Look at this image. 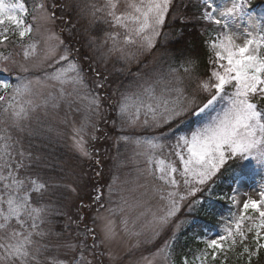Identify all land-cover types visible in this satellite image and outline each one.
<instances>
[{
  "label": "snow or ice",
  "instance_id": "1",
  "mask_svg": "<svg viewBox=\"0 0 264 264\" xmlns=\"http://www.w3.org/2000/svg\"><path fill=\"white\" fill-rule=\"evenodd\" d=\"M202 2L203 18L220 28L206 42L209 67L203 75L194 74L190 59L181 64L183 72L171 65L167 71L149 70L150 58L169 39L164 31L169 21L181 19L179 0H105L103 6L94 0H38L30 13L24 0H0V74H6L0 76V264H104L105 254L114 264V245L133 239L140 252L135 264H177L175 239L188 223L187 214L203 208L202 197L213 196L219 176L234 165L259 174L260 188L253 194L236 187L229 196H217L236 211L222 218L217 235L204 236L194 259L179 264H227L237 247L246 264L259 257L264 250V13L251 11L250 0H232L223 8L213 0ZM70 12L87 18L90 26L98 19L114 23L123 33L108 34L102 42L91 39L89 51L96 55L87 56L63 37L64 32L72 37L77 27L69 18L60 33L47 29L42 54L35 42L25 48V37L33 31L25 15L55 26ZM237 18H246L254 30L242 43L229 28ZM17 43L22 53L8 50ZM83 56L94 61L87 66L91 75ZM112 61L121 65L120 76L127 73L135 80L124 85L113 78L107 71ZM62 108L67 111L60 117ZM41 111L64 124L70 113L79 114L72 148L81 160H93L96 145L111 138L118 168L143 162L132 181L111 178L107 203L102 192L92 197L94 215L84 214L81 206L71 239L46 227L51 217L64 213L43 203L55 185L31 173L51 164L23 144L25 135L38 134L32 120ZM108 123L111 131L103 126ZM46 131L57 130L49 126ZM121 146L131 152L127 161L119 159ZM129 183L134 186L126 188ZM113 195L119 197L116 207L110 206ZM136 210L130 227L125 213ZM118 215L122 227L114 219Z\"/></svg>",
  "mask_w": 264,
  "mask_h": 264
},
{
  "label": "rangeland",
  "instance_id": "2",
  "mask_svg": "<svg viewBox=\"0 0 264 264\" xmlns=\"http://www.w3.org/2000/svg\"><path fill=\"white\" fill-rule=\"evenodd\" d=\"M180 1L181 0H179V3H180ZM24 2L26 4V6L28 7L29 13H30L33 4L37 3L38 0H24ZM82 2H86V0H82ZM94 2L100 6H103L105 0H94ZM190 2L194 3V0H190ZM200 2L203 5L202 0H200ZM120 3L122 4L123 0H120ZM213 3H214V5H216L219 8H223L225 5L230 7L232 0H213ZM205 10H206L205 6L203 5V11L201 12L202 15H203V12ZM208 11H211V10L208 9ZM251 11H253L257 16H259L261 13H264V3L255 6V8L251 9ZM98 15H100V14H98ZM213 15H218V13H213ZM23 19L25 21V24L30 25L33 29V31L29 34V36L25 37V48H27L30 43L35 42L37 44V47H38V52L40 54H42L43 48L45 46V40H46V37L48 34L47 29L55 27V31L57 33L60 32V29L57 27V24L55 26L45 25L39 21L34 23L32 16L30 14L25 15L23 17ZM65 19H67V21L69 20V13L65 17ZM71 19L77 23L76 29L82 28V29H86V31H87V34L82 38L79 37L76 30L74 31V34H73L75 36H78L81 39V44H80L81 45V49H80L81 54L87 53V56H95L96 55V53L89 51V41L91 39H95L97 42H102L108 34H117V33L122 34L123 33V29L118 28L114 23L105 22L103 19L96 20L94 25H91V26L89 25L87 18H79V17H77L75 12H73ZM110 19L111 18H108L109 21H110ZM202 19H203L204 23L206 24L205 27H210V24H214L211 21L204 19L203 16H202ZM228 23H229L230 30L232 32H235V33L240 35L241 39L238 41L239 43L243 42V39L245 38V34L247 31H254L253 29L250 28L246 18L233 19V20H230ZM99 25L101 26L100 31L102 32V36L100 38H99V28H98ZM219 31H220V28L213 29L212 32L209 30V34L210 33L211 34H210V36H208V42H210V39H214L217 36V34L219 33ZM9 36H10L11 40L19 42V38L17 36L12 35L11 32H9ZM70 38L73 39L74 36H72ZM110 43L111 42L109 41V44ZM2 50H4L3 46H0V51H2ZM8 50L9 51H15L18 53H22V51H23L19 47V43H17L15 48H9ZM87 56L82 57V63L85 66L84 67L85 72H89V74L91 75L90 70L87 66L90 62L94 63V61H89ZM17 58H19V57H17ZM74 58H76V57H74ZM152 62H153V60H151L150 63H152ZM117 64L120 65L118 62L112 61L107 66V71L111 74V76L113 78L118 77L119 81H121L124 85H127L130 82L135 80V77L128 75L127 73H125L121 78V76L119 75V73L117 71V69H119L121 67V65L119 67L115 68V65H117ZM134 66H136V65H133V67ZM150 66H151L150 70L156 69L157 71H160V70L167 71V69H163V68H161V66L159 68L156 67V65L154 63H152ZM162 66H165V65L163 64ZM5 75L6 74H0V76H5ZM66 111H67L66 108H62L60 111V117H63L65 115ZM60 117L53 119V117L51 115L45 116L43 111H41L38 114H36V117L33 118L32 127L37 130L38 134L44 133L48 136H52L54 138H57L60 146H62L64 149L67 150L69 156L76 157V161H69L68 163H66L69 166H71L69 173L72 175L71 178H68L69 181H67V183L69 185L68 197H67L68 198L67 199V207L68 208H71L73 206L72 200L73 199L75 200L78 197V195H81L82 191L85 188L84 186L87 184V182L90 181V179L92 180L93 178H98L96 183H99V185L96 189L93 190L91 195L88 196L90 201L88 203L84 204V208L86 209V211L83 212L84 214L94 215L95 213L93 210H96L97 206H96V204L92 203V197L94 195H96L97 193L102 192L104 201L107 203L108 202V187L107 186L111 183V178L115 175H118L122 181L125 179H127L128 181H132L136 176L135 168L136 167H143V162L141 160L139 165H134V164L129 162V163H127L126 167L118 168L117 167V149L114 146V139H111V138L107 139V140L102 139L101 142L96 145V148H95L94 153H93V155H94L93 160H81L72 148V143H73L72 125L74 122L77 123V125H78V122L80 120V116H79V114H77L75 112L70 113L67 116V123L66 124L60 122ZM49 126L53 127L57 131H53L50 133L47 132L46 129ZM103 126L110 131L112 129V125L110 123L104 124ZM195 126L196 125H192L191 123H189V125L187 127H195ZM135 131L138 135L141 134V130L137 129ZM57 132H59V135H57ZM38 134H34L31 137H34L35 135H38ZM112 136L113 137L115 136L114 132L112 133ZM27 137H29V136H27ZM120 153L121 154L119 156V159L125 160V161L128 160V157L131 154L130 150L126 152L124 150L123 146H121V148H120ZM162 158L165 159L166 163L169 162L167 154H164V156ZM96 160H99V163H96ZM87 164L90 165L89 171H85L82 168V165L85 167ZM96 164L99 165L100 175H97L98 172L95 168ZM241 172L243 174V179H241V176H242L241 175L233 184L232 189L239 187L241 192L248 191V192H253V194H255L254 190L259 189L261 186L260 175L257 173H250L247 168H241ZM238 180L240 181L239 184H237ZM133 186L134 185L132 183L125 185L126 188H131ZM73 187L76 188L77 191H72L71 189ZM139 191H143V189H141ZM139 191L137 193H125V194L135 196V195H139ZM229 195H231V193ZM118 199H119L118 195H113L111 198L112 203L110 204V206L116 207L115 202ZM241 199H244V197L241 196ZM90 203H92L91 206L93 204L95 205L94 209L92 207L91 212H89V208L87 206ZM224 207L225 208L223 211V216H220L218 218V220L216 221V229H213L212 231L205 232L203 234V236L201 237L200 241H202V239L204 238L205 235L211 236V237H214L215 235H217L220 232V229L222 227V224H221L222 218L228 217L231 211H236V209L233 208L230 205V203H227V205H225ZM101 211L103 212L105 210L102 208ZM138 211L139 210L128 211L125 213V215H127L129 218V221H130L129 226L130 227H131V221L138 214ZM67 212L68 213L71 212L74 215V217H77V215L80 214V212L77 213L75 211H67ZM114 219L116 220L118 227H122V225L120 224L119 215L114 217ZM187 224H189V223H187ZM187 224L184 225L180 229V231L177 233L175 243L178 239L179 233L182 232L183 230H185ZM74 226H75V224H74ZM46 227H47V225H46ZM73 227H71V228H73ZM180 237H181V235H180ZM250 242H251V234H249V240L246 241V243H250ZM134 244H135V240L133 239L131 241L118 242L116 245H114L113 250L116 252L117 257H118L117 260L114 262V264H135V261L140 256V252L137 251L133 247ZM200 244L201 245L199 247L194 246L191 248H187L185 250L187 253L185 255L181 254V256L179 257V262L185 258H187L190 261L192 259H194L195 257L193 254L198 255V251L200 249H203V247H204V245L201 242H200ZM240 251H241V248L237 247V249L234 252H230L228 254V257L231 256V254H234L236 259L242 258V260H244L242 262H244L246 264V257H239L237 255V253H239ZM145 254H147V253L145 252ZM175 258L178 261L177 256H175ZM103 261H104V264H110L107 254L104 255ZM177 264H178V262H177ZM252 264H264V259H258L256 257H253L252 258Z\"/></svg>",
  "mask_w": 264,
  "mask_h": 264
},
{
  "label": "trees",
  "instance_id": "3",
  "mask_svg": "<svg viewBox=\"0 0 264 264\" xmlns=\"http://www.w3.org/2000/svg\"><path fill=\"white\" fill-rule=\"evenodd\" d=\"M250 3L253 5V8H255V6L264 3V0H251ZM180 5L179 15L181 19L175 20L174 22L169 21L171 26L164 29V31L168 33L169 39L167 42L161 43L159 51L154 57L150 58V62L153 60L152 63L158 68L161 66V68L168 70L171 65L173 68L179 69L183 72V69L180 67L181 64L186 63V61L190 59L193 63L194 73L203 75L209 67V51L206 48L208 36L211 34H209V30L212 32L213 29H218L219 26L210 24V27H205L206 24L202 19L203 15L201 13L203 11V5L200 0H194V3H191L190 0H181ZM72 15L73 12H70L69 18H71ZM67 22V19L63 22L57 21V27L60 31L61 23ZM100 27L101 26L99 25V38L102 36ZM75 30L81 38L87 34L86 29L79 28ZM73 36L74 38L71 39L67 32L63 33L65 40L70 39L72 49L74 51L76 49L80 50L81 39L78 36ZM150 62L149 70L151 68L150 65L152 64ZM163 64L165 66H162ZM119 66L120 65L117 64L115 65V68ZM135 68L136 66L133 67V70H135ZM23 144L25 149H29L34 154L42 155L45 160L51 164V167L44 165L36 167L31 173L34 179H38L41 182H47L50 185H55L44 194L43 203L55 205L64 213L62 216L51 217L53 223L47 225V227L62 232L64 238L71 239L75 234L76 226H74L75 223L73 221L76 217H74L71 212L68 213L67 211L80 212L81 206H84V204L90 201L88 196H90L93 190L98 187L99 183H96L98 178L90 179V181L84 186L85 188L81 195H78L75 200H72L73 206L68 208L67 197L69 185L67 181H69L68 178H71L72 175L69 173L71 166L66 163L69 161H76V157L69 156L67 150L60 146L57 138L48 136L44 133H39L34 137H27V135H25ZM83 165V170L89 171L90 165L87 164L85 167ZM95 168L97 172H99L98 164H96ZM61 169L64 171H61ZM241 175V167L237 165L225 170L223 175L219 176L217 180L215 194L213 196L202 197L204 202L203 208L187 214L186 218L189 224H187L185 230L179 233L178 239L175 243V256L178 258V264L179 257L181 254L185 255L187 253L185 251L187 248L194 246L199 247L201 245L200 239L203 234L216 229V221L220 216H223L224 206L228 203L227 201L219 200L216 197L219 195L229 196L233 184ZM65 185L68 187H65ZM91 207L94 209L95 205L93 204ZM84 211H86V209L83 207V212ZM93 211L95 213V210ZM256 258L264 259V250H262L259 257ZM228 260V264H245L242 262L244 261L242 258L236 259L234 254H231V256L228 257Z\"/></svg>",
  "mask_w": 264,
  "mask_h": 264
}]
</instances>
